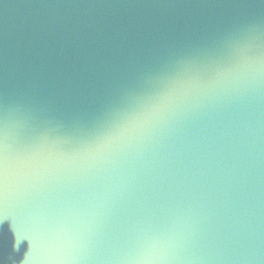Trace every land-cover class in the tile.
Masks as SVG:
<instances>
[{
	"label": "water",
	"instance_id": "95a60500",
	"mask_svg": "<svg viewBox=\"0 0 264 264\" xmlns=\"http://www.w3.org/2000/svg\"><path fill=\"white\" fill-rule=\"evenodd\" d=\"M0 39V264H264V0H0Z\"/></svg>",
	"mask_w": 264,
	"mask_h": 264
},
{
	"label": "snow or ice",
	"instance_id": "6c2138e0",
	"mask_svg": "<svg viewBox=\"0 0 264 264\" xmlns=\"http://www.w3.org/2000/svg\"><path fill=\"white\" fill-rule=\"evenodd\" d=\"M3 55H4V43L0 39V73L3 72ZM139 82V80L137 81ZM134 86V85H133ZM151 101L148 99H140L131 102L124 111V119L126 121L124 127L129 128L130 131L134 129L130 126H138L140 123L153 119L158 111V107L162 106H150ZM7 115L4 111L3 105L0 104V142L5 139V133L7 131Z\"/></svg>",
	"mask_w": 264,
	"mask_h": 264
}]
</instances>
